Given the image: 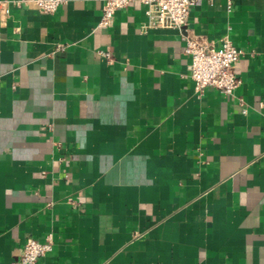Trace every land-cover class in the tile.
I'll return each instance as SVG.
<instances>
[{
  "label": "crops",
  "instance_id": "crops-1",
  "mask_svg": "<svg viewBox=\"0 0 264 264\" xmlns=\"http://www.w3.org/2000/svg\"><path fill=\"white\" fill-rule=\"evenodd\" d=\"M5 1L0 264L49 235L37 264H264V0H205L183 29L138 3L99 28L105 0ZM227 34L241 84L199 98L184 38Z\"/></svg>",
  "mask_w": 264,
  "mask_h": 264
},
{
  "label": "built area",
  "instance_id": "built-area-1",
  "mask_svg": "<svg viewBox=\"0 0 264 264\" xmlns=\"http://www.w3.org/2000/svg\"><path fill=\"white\" fill-rule=\"evenodd\" d=\"M205 0H105L102 8V17L99 28H110L113 25L115 14L126 10L138 3L147 18L146 28L183 29L193 8L200 7ZM212 1V0H208ZM33 3L43 14H53L63 5L64 0H20L17 5ZM8 2H1L7 5ZM233 0H228V11H232ZM8 13V9H5ZM185 54L190 59L189 76L194 84V92L202 98L208 89L219 91L226 97H233L240 86L241 80L237 76L236 65L243 52L235 47L227 34L216 43H209L186 36ZM58 50L64 47L59 45ZM109 65L114 63L110 51L99 52ZM54 241L49 235L41 243L28 238L19 260L15 264H37L39 260L52 252Z\"/></svg>",
  "mask_w": 264,
  "mask_h": 264
}]
</instances>
